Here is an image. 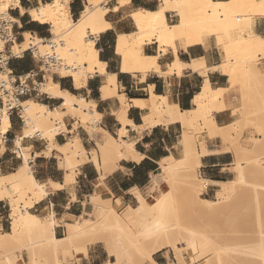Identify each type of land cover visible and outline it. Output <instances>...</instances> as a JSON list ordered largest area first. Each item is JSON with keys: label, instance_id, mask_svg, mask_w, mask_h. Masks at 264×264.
Here are the masks:
<instances>
[{"label": "bare ground", "instance_id": "1", "mask_svg": "<svg viewBox=\"0 0 264 264\" xmlns=\"http://www.w3.org/2000/svg\"><path fill=\"white\" fill-rule=\"evenodd\" d=\"M159 1L160 6L156 10L138 7L131 11L128 17L135 30L130 33H117L114 50L120 58V71L133 75L140 73L143 80L148 72H155L159 75L176 73L179 76L184 68H190L192 71L206 76L209 70H219L220 73L228 76L229 82V88H214L206 77L199 91L192 98L193 107L190 110L179 109L167 95L154 94L151 87L148 99L130 100L133 105L147 110L142 115L141 124L136 126L137 130H151L154 126L161 124L166 126L178 123L181 125L182 138L180 142L183 157L178 160L174 156L168 155L161 158L158 165L169 177H180L179 183L183 194L181 198L186 202L178 199L172 180L169 181L168 190L162 191L159 196H154L151 202H148L136 187L132 188L130 193L134 196L137 204L135 206L127 205L126 211L122 214L115 210L111 197L103 198L99 194L93 193L89 196V202L98 208L99 215L93 217L88 213L87 217L79 216L72 222L65 223L56 219L54 211L49 212L41 220L34 219L29 209L34 206L36 201L47 196L48 186L52 190H58L64 185L73 183L75 180L74 169L77 165L88 160V152L91 153L90 160L98 169L111 160L124 158L139 161L142 158V155L134 149L133 143H128L122 138L126 133V126L131 124L127 118L128 98L123 92L117 93L116 75L106 70V63L99 59V52L95 45L99 34L112 28V24L105 18V15L111 11L117 12L130 0H115V5L111 8L107 6L108 0H84V5L76 20H73L69 13L70 0L40 1L38 5L29 8H23L20 5V0H0V16L8 15L13 22L20 24V21L12 17L8 11L10 7L18 9L21 15L27 14L32 21L47 24L52 34L50 38H43L35 33L22 32V40L14 41L9 46L11 56L20 55L22 51L32 45L37 46L39 51L43 52L52 42L55 44L58 57L69 67L58 69L57 72L61 77L71 78L74 86L81 88L87 84L89 77L97 73L103 78L99 87L101 98L107 99L116 96L121 104V107L114 112L116 120L121 125L117 131L120 138L118 140L98 126L97 122L102 115L97 112L94 100H87L82 96L62 90L58 82L53 80L51 74H48L47 79L40 84V91L50 98L61 99L62 103L59 109H52L30 97L21 101L18 113L23 121L21 128H25L26 131L13 139L12 144L17 153L12 148L10 149L11 152L18 154L20 164L14 171L0 174V201L8 203L10 219L9 231L4 233L0 231V260L5 258L1 252L10 243L24 237L26 240L19 245V250L27 252V260L24 261V264H67L69 258L74 256L73 248H79L87 256L88 246L98 243L106 248L108 255L114 257L117 264H122L125 261L135 262L136 260L137 264H146L147 261L158 264L153 260V255L168 249L173 252L177 264H188L184 260V254H193L196 252L197 246L192 241L190 230L187 227L185 228L177 221L168 222L172 218L170 216L176 215V211L186 209L201 214L217 212L221 208L219 200L228 201L238 196L239 186L242 185L244 178L243 170L249 171L254 179V183H256H253L255 198L264 206L263 117V120L260 118L262 121L259 119L256 124L258 136H250L247 139L250 143L248 147L232 143L238 173L235 174L236 178L222 182L210 181L197 175L196 169L199 167L201 157L207 151L205 144L201 142L200 151L196 149L195 140L192 137L194 135L191 134V129L197 131L196 129L199 128L210 138L219 137L223 144L227 145V142L231 141V124L218 126L214 121L212 111L226 108L224 94L230 88H238L241 97H243L249 95V91L256 87H247L248 81L255 84L260 79L264 80V70H260L253 63L256 55L264 54V37L254 36L248 30L247 34L231 39L232 37L226 31L227 22L243 20L244 24L249 27L252 16L264 17V0ZM169 11L178 17L176 23L166 21L165 14ZM90 35L95 39L90 38ZM208 35L214 37L224 52L225 58L221 63L208 68L203 59H195L186 63L177 58V41L183 48H186L201 43L203 37ZM146 37H151L160 51L170 48L175 55V59L166 66V71L161 69L158 54L153 56L144 54L143 43ZM233 112L235 114V110ZM67 114L73 119L77 118L82 123L81 126L84 130L96 142L102 166L96 153L92 150L88 151L82 146L78 135L70 136L69 141L63 144L55 142L56 134L66 135L67 132H73V130L67 131L66 129L64 117ZM10 126L8 113L0 110V136L5 134ZM36 131L40 134L41 139L45 138L47 141L45 156L48 157L52 150H56L57 155L55 156L64 163L68 170L63 185L52 181L42 183L34 177L29 165L31 157L22 145V140ZM0 143V152L3 153L6 145L1 141ZM262 150L263 156L257 161L255 155ZM238 160H244V163H240ZM258 166L259 169H257ZM249 182L251 181L249 180ZM209 184L217 187V200L200 196ZM244 186L245 189L247 186ZM115 202L120 204V200L117 198ZM172 212L173 214H169ZM58 224L65 227L64 235L59 237L54 234V228ZM31 238H35V241H31ZM78 244L80 247H77ZM126 244L133 247L131 250L128 249L130 252L126 249L128 247ZM32 245L36 247L34 252L30 251ZM7 259L9 264H16L14 258ZM114 263L108 261V264Z\"/></svg>", "mask_w": 264, "mask_h": 264}, {"label": "crops", "instance_id": "2", "mask_svg": "<svg viewBox=\"0 0 264 264\" xmlns=\"http://www.w3.org/2000/svg\"><path fill=\"white\" fill-rule=\"evenodd\" d=\"M40 1L46 2L47 0H20V5L23 8H29L38 5ZM129 4L132 8L136 9L138 7L147 8L149 10L157 9L155 4L145 0H130ZM83 5V0H70L69 13L73 19L77 18ZM119 10L117 12H119ZM8 11L12 17L17 18L20 21V24L15 22L13 25V30L19 35H21L22 32L27 31L46 37L47 34H45V32L49 30L47 24H40L32 21L27 14L21 15L18 9L10 7ZM127 14L129 15V13ZM128 15L126 16L128 17ZM165 17L167 22L176 20V16L172 11L166 12ZM107 20L112 24V28L99 34L95 40V45L99 52V59L106 63V70L109 73L116 75L117 93L123 92L128 98L129 108L127 110V118L131 121V124L126 126V133L122 138L128 143H133L134 149L142 155V158L139 161L124 158L118 159L110 163L107 162L101 169H98L90 160L91 153L88 152V160L77 165L74 169L75 180L73 183L64 185L63 188L58 190H52L48 186L47 196L42 200L35 202L33 206L34 210L39 212H44L46 209H48L49 212L54 211L56 219L58 221L62 220L65 223L72 222L69 221L71 217H79L89 205H91V211H93V205L89 202V196L93 193L99 194L103 198L111 197L114 204L116 203V198L120 200V204L132 202L135 198L130 193V190L136 187L141 194L147 191L152 176L157 173L159 168L158 161L168 155L176 156L179 154L178 140L181 132V125L178 123H173L172 125L168 124L166 126L161 124L154 126L151 130H137L136 126L141 124L142 115L145 114L147 110L133 105L130 102L131 99H148L149 89L151 87L154 94L163 96L167 95L168 98L179 107V109L190 110L193 107L192 98L194 94L199 91L206 77L214 88H229L228 76L220 73L219 70H209L206 76H203L196 71H192L190 68H184L179 76L176 73L159 75L155 72H148L143 80L140 73H135L133 75L121 72L120 58L115 54L114 50L115 37L117 33H130V31L126 28L128 27L127 23H117L120 19ZM249 30L254 36L264 37V17L256 16L251 18ZM143 49L144 54L147 56L158 54V62L162 71H166V66L175 59V55L170 48H166L164 51H159L158 46L154 41L145 44ZM176 55L181 62L186 63L195 59H203L208 68L218 65L224 59V52L221 46L218 45L214 37L210 35L203 37L201 43L193 44L186 48H183L181 43L177 41ZM10 66L15 69L17 73L26 72L35 67L34 62L32 63L28 54H23L18 60L12 59L10 61ZM260 66L264 67V59ZM53 80L58 82L62 90H67L68 92L77 96H82L87 100H94L97 112L102 115L101 119L98 121V126L109 132L112 136L115 134V138L120 140L117 131L121 128V125L114 116V112L121 107L120 100L116 96L107 99L101 98L99 87L103 82L102 76L97 73L94 74L92 77L88 78L87 84L81 88H76L71 78L54 77ZM228 91L224 94L226 108L212 111V116L218 126L229 125L234 122L236 118L233 110L237 103L233 94L231 92L228 93ZM41 100H44L42 103L50 108L53 106L52 109H59L60 104L62 103V100L59 98L44 96ZM55 104L57 105L55 106ZM70 118L72 119V117ZM9 120L11 126L7 131L8 137L14 139V136H21L24 132V128L17 125L19 122L17 118L11 115ZM73 124L74 121L65 123L67 131L73 130V132H67L66 135L63 133L56 134L54 138L56 143L63 144L66 142L67 138H70V136L78 135L82 146L88 151L93 149L94 145L97 146L90 134L84 130L80 124H78L75 129L73 128ZM202 137L204 138V144L207 151L206 154L201 157L199 164V167L201 166L202 177L214 182L229 180V176L232 174L230 168L233 165L234 160H236L233 147L229 146L228 143L227 145L223 144L219 137L210 138L206 133H204ZM98 138H100V135H98ZM29 140L32 141L31 144L23 145L22 143V145L30 154L31 159L29 160V165L34 177L42 183L52 181L63 185L64 177L68 170H66L64 163L55 156L57 155V151L52 150L51 154L47 157L44 154L47 144L45 139H43V142L41 141L42 139ZM10 145L12 149L16 151L11 142L6 144V150H4L3 153L0 152V171L3 170L4 172H8V170L13 169V165L16 160L19 159L18 154H14L10 151V147H8ZM200 147L201 146L197 147L198 151H200ZM93 150H95V148ZM96 155L102 166L100 155ZM19 164L20 162L17 166ZM161 183L163 182H160V184ZM212 186L213 184H209L208 190H212V188H210ZM5 206L6 204L4 201H0V231H7L9 228L10 220L6 213ZM86 213L88 214L90 212ZM32 214L38 216L33 212ZM63 227L62 224L55 226V236H57L58 228L59 230L62 228L63 231ZM59 236L60 235L57 237ZM96 257L97 250L93 247H89L87 256L79 253V264H90L89 259H91L93 264H106L105 261L97 262V260H95ZM158 258L164 260L160 262L154 258L153 260L158 264H168L166 254L163 252H160ZM149 263L152 264L151 262Z\"/></svg>", "mask_w": 264, "mask_h": 264}, {"label": "rangeland", "instance_id": "3", "mask_svg": "<svg viewBox=\"0 0 264 264\" xmlns=\"http://www.w3.org/2000/svg\"><path fill=\"white\" fill-rule=\"evenodd\" d=\"M47 1H50V0H47ZM83 2H84V0H83ZM129 3L126 6L122 7L119 10V12H109L105 17L109 20L120 19L117 23L118 24H122V23L126 24L127 23L128 27H126V28L130 32H132L135 30V28H134L131 20L129 19V17H127L126 15H128L127 13H130L131 11L135 10L136 8H132V6ZM152 3L156 5V8H158L160 6V1L159 2L153 1ZM114 5H115V0H108V3H107L108 7H113ZM77 17H78V15H77ZM253 17H256V15L252 16V18ZM175 18H176V20H173L172 22H168V23H176L178 20V17L176 16ZM76 19H73V20H76ZM227 26L228 27H226V31L232 37L231 39H233V37L236 38L238 36H241L242 34L245 35L248 33V30H249V27L247 26V24H244L243 20H241L240 22H239V20H238V22L237 21L236 22L228 21ZM47 27L49 29L48 25H47ZM119 32H121V31H119ZM35 34L38 35L37 33H35ZM45 34H47L46 37L40 36V35H38V36L43 37V38H50L52 36V34L50 33L49 30L46 31ZM228 38H230V37H228ZM21 40H22V37H21V35H19L16 42H19ZM150 42H152L151 37L144 38L143 46L147 43H150ZM230 46H231V44H230ZM230 49H231V47H230ZM158 50L160 51L159 47H158ZM24 54L25 55L28 54V56L31 59L30 53L25 52ZM263 59H264V54L263 55H256L255 58L253 59V63L260 70H264V67L260 66ZM15 60H18V59H15ZM33 62L34 61L32 60V63ZM34 65H35V67L39 66L36 62H34ZM48 74H51L53 78L54 77H56V78L61 77L58 72L56 74H53L52 72H46L44 74V81L47 79L46 77ZM61 78H64V77H61ZM249 83L251 84L252 82L248 81L247 87H250V86L255 87L256 86L255 88H253L249 91V93H248L249 95H245V96L241 97L242 95H241L240 90L238 88H233V89H230L228 91V93L231 92L233 94L234 99L236 100V103H237L236 108L234 109L236 118H235V121L232 122L231 126H230V131L232 132L231 141L229 143L227 142L229 144V146H231V147L233 146L232 143H239L242 146L248 147L250 145V143L247 142V139L250 136H258V134L256 132V124L258 123V120L260 118L261 119H262V117L264 118V80L262 81V79H260V81H258V82L256 81L255 84H251V85H248ZM30 98H33L34 100L39 101V102L44 101V100L37 99L34 97H30ZM41 98H44V95H42ZM240 98H241V100H240ZM56 105L57 104H55V106ZM51 108H53V106H51ZM70 117L71 116L69 114H67L64 117V120H65V123H69V122L74 121L73 128H76L78 124H80V125L82 124V123H80V121L77 118L71 119ZM261 119H260V121L263 120V119L262 120ZM17 125L21 126L20 122H18ZM191 130H192L191 134L193 133L192 135H194L192 137H193V140H195L194 141L195 147L197 149V147L200 146V142L204 143V138L202 137V135L205 132L199 128L196 129L197 131H195V129H191ZM25 131H26V129L24 128V132ZM41 136H43V135L41 134ZM113 136L116 137L115 134H113ZM181 138L182 137H181V132H180V136H179V140H178L179 154L174 156L178 160H180L183 157V150H182V146H181V142H180ZM41 141L43 142L44 140L42 139ZM66 141H69V138H67ZM22 143H23V145H29L32 143V141L29 139H23ZM8 147H10V149L12 148L11 145ZM94 148H95V150H93ZM94 148L91 150L94 153L100 155L98 145L97 146L94 145ZM262 156H263V150L256 153L255 158L258 161V159ZM100 158H101V156H100ZM112 161H114V160L109 161V163ZM238 161L240 163H242V162L244 163V160H242V161L238 160ZM19 162H20L19 159L16 160L15 164L13 165V169L8 170V172L14 171V169L16 168V166ZM236 166H237V161L234 160V163L230 168V170L232 171V174L229 176V179L236 178V175L238 173ZM257 169H259V166L257 167ZM8 172H4L3 170H1L0 174H6ZM196 172H197L198 176H203L202 171H201V166L196 169ZM243 172H244L243 173L244 178H243L242 185L239 186L240 189H239L238 196H235V197L229 199L228 201L225 199L219 200L218 203L220 204L221 208H219V210L217 212L210 213V214H201V213L192 212L190 210L182 209L181 211H179V210L176 211V215L170 216L172 218L169 220H168V218H170V217L168 216V218H167L168 222L173 223V222L177 221L180 225L184 226L185 228L187 227L190 230L192 241L197 246L196 252H194L195 254L194 253L193 254H191V253H185L184 254V260L188 264H264V206H262V204H260V202L257 201V198H255L256 193L254 192L253 189H254V184H256V183H254L255 182L254 179L250 175L249 171L243 170ZM247 176H248V178H247ZM248 179L251 182H249ZM170 180L174 181L175 191H176V194L178 196V199L180 201L186 202L181 198L183 194H182V191L180 188V183H179L180 177L178 176V177H172L171 178L167 175V173L162 171L160 168H158L157 173H155L152 176L150 183H149V187L147 188V191L142 193V195L144 196V198L148 202L153 201L154 196L155 197L159 196V195H161L162 191L168 190ZM247 181H248V183H247ZM160 182H163V183L160 184ZM243 183H246L244 185L247 186L246 187L247 190H246V188L244 189L245 186L243 185ZM159 184H160V186H159ZM210 188H212V190H208V186H207V189L204 192H202L200 194V196L206 197V198L211 199V200H217V195H216L217 187L212 186ZM252 196H254V197H252ZM240 198H242V199H240ZM253 198H255V199L253 200ZM234 199H236V200H234ZM111 202H112V199H111ZM4 203L6 204V206H5L6 213L9 216V205L6 201H4ZM112 204H113L115 210L118 213L121 212L120 214H122L124 211H126L127 205L135 206L137 204V202L134 199L132 202H129L127 204H119V203L114 204L113 202H112ZM92 210L93 211H91V205H89V207L87 209H85V211H83L80 214V216L87 217L86 212H90L91 216H93V217H96L97 215H99V210L97 207L92 206ZM29 212H30L32 218L41 220V219H43L44 215H47V213L49 211H48V209H46L44 212H39V211H35L34 207H32L29 209ZM32 212L37 214L38 216L33 215ZM169 214H173V212L169 213ZM76 217H71V219L69 221H73ZM9 227H10V221H9ZM8 231H9V228L7 229V231H1V232L4 233V232H8ZM64 233H65L64 227H63V231H62V228L60 230L58 228L57 236L58 235L62 236ZM262 233H263V235H262ZM260 234L263 236V238ZM24 240H26V239L24 237H21V238L17 239L16 241H13L12 243H10L1 252L2 255L5 256V258L0 260V264H9V261L7 259L9 257L14 258L16 261V264H24V261L27 260V252L24 250H19V245ZM30 240L35 241V238H31ZM254 245H256V246H254ZM77 247H80V245L78 244ZM90 247H93L95 250H97V257L95 259V260H97V262L105 261V263L108 264V261H113V262H115L114 264H117L115 258L108 255L106 248H104L101 243H98V244L93 245V246L91 245ZM126 247H127L126 248L127 250L128 249L131 250L133 248L131 245H127V244H126ZM35 248H36L35 245H32L30 247V251L34 252ZM88 248H89V246H88ZM72 250H73L74 256L69 258L68 263L69 264H79L80 263L79 253H82V252L79 248H76V247L73 248ZM130 250H128V252H130ZM160 252H163L164 254H166V259L168 260V264H177V260L174 258L173 252L171 250H169V249L168 250H162ZM160 252H157L153 256V258L159 262L164 260V259L158 258V256H160ZM137 262H138L137 260L135 262L134 261L133 262L132 261H125L122 264H137ZM89 263L93 264L91 259H89ZM146 264H150V263L147 261Z\"/></svg>", "mask_w": 264, "mask_h": 264}, {"label": "built area", "instance_id": "4", "mask_svg": "<svg viewBox=\"0 0 264 264\" xmlns=\"http://www.w3.org/2000/svg\"><path fill=\"white\" fill-rule=\"evenodd\" d=\"M145 1L158 2L159 0ZM14 23L8 15L3 14L0 16V110L7 112L9 117L11 115L15 116L22 126L23 121L18 113L21 101L28 97L37 99H41L42 95L48 97L47 94L40 91L44 74L46 72L56 74L58 69L69 67L58 57L55 44L52 42L49 43L48 49L43 52L39 51L37 46L32 45L27 50L22 51L20 55L11 56L9 46L17 41L19 36L13 30ZM90 38L94 39L95 37L90 35ZM25 52L30 53L31 59L39 66L26 72L17 73L15 69L10 67V61L21 58ZM9 67L10 69H8ZM26 138L41 139L38 131ZM0 141L5 145L8 142L13 143V139L8 137L7 132L0 136Z\"/></svg>", "mask_w": 264, "mask_h": 264}, {"label": "trees", "instance_id": "5", "mask_svg": "<svg viewBox=\"0 0 264 264\" xmlns=\"http://www.w3.org/2000/svg\"><path fill=\"white\" fill-rule=\"evenodd\" d=\"M11 67V66H10ZM12 68V67H11Z\"/></svg>", "mask_w": 264, "mask_h": 264}]
</instances>
